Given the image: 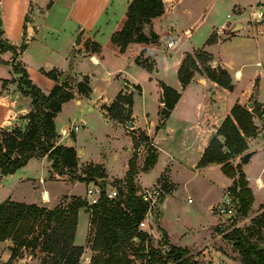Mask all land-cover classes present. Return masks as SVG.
I'll return each mask as SVG.
<instances>
[{"label": "rangeland", "instance_id": "rangeland-1", "mask_svg": "<svg viewBox=\"0 0 264 264\" xmlns=\"http://www.w3.org/2000/svg\"><path fill=\"white\" fill-rule=\"evenodd\" d=\"M128 1L112 0L108 7V15L112 16L113 12L120 15ZM249 4L254 5L255 0H185L182 3L181 10L168 14L164 22H161V29L156 28L155 25L151 27L158 35L156 44H149L150 47L146 52L140 45L134 43L128 44L125 49L124 54L128 59H132L133 63L134 58H139L142 63L150 66V62L153 61L152 70L150 71L137 66V64L135 65V63L130 64L123 58L105 54L99 66H93L89 62L86 64L89 69L88 75L70 73L65 75V73H62L64 74L63 81L67 83L73 97L62 105L61 111L57 113L53 120L56 130L55 142L56 144L60 142L62 145L71 146L76 150V175H82V169L87 164L92 163L102 165L111 177L107 178L106 175L105 179H94L89 182L79 181L71 177L65 178L69 182L58 180L60 178H49L47 176V166L49 165L47 160L32 158L12 176L0 174V197L5 198L10 195L16 201L31 202L36 199L40 200L39 189L46 188L51 197L58 196V203H63L68 201L70 196L62 202V194L85 199L86 188H93V182L103 181L105 189H109L111 186L116 187L118 194L123 199L127 193L124 181L127 160L134 155L136 166L139 168L146 154L148 138L150 143H152V140L148 136L147 142L144 141L141 136L143 130L126 126V120H122L121 123L110 120L105 111L102 110V105H109L118 93L131 92L132 105L127 120L132 122L133 116L138 127H144L145 121H149L151 124L158 125L159 128L154 137V144L157 148L154 165L147 171L141 172L139 176L136 177L135 175L133 179L136 195H139L144 189H151L152 187H156L159 191L155 201L157 211L146 215L145 227L143 228L150 235L152 245L157 247L160 242L165 241L168 243L169 237L172 243L188 250L191 264H239L236 250L230 241L223 239L222 233H220V231L227 232L231 229L230 221L226 220L224 222V217L218 211V208L224 205L227 190L220 188L215 183V179L217 176L221 178L224 176H222L218 166L210 168V175H201L193 170L194 165L185 168L183 164L188 165L196 158V148L205 140V135L193 126L195 118L199 117L204 110L213 111L220 118L230 102H240L249 96L255 98L256 102H254L252 108L247 107V104H244L243 107L251 112H256L252 116V122L257 129H261V132L255 138L256 142L264 144V125L259 117L260 111H264V23L256 25L254 31L248 26L250 17L247 13V7ZM262 4L263 2H261V5H254V18L259 19V14L264 12ZM56 7L61 8L58 5ZM60 12H62V8ZM227 15L230 16L229 19L226 18ZM234 20L244 25L245 28L241 34H247L255 38L258 50L261 52L260 56H256L257 52L251 58L243 56L241 54L240 38L237 41L229 40L231 38L225 41L217 40V35L220 34L217 28L223 22H233ZM212 27L215 29L213 30ZM149 30V25L142 26L144 34L148 35ZM160 33L163 35V41L158 42ZM92 34H94L93 37L96 41L103 42L109 35V31L96 30ZM76 35L72 37L73 43ZM167 41L171 42V46L167 47L165 45ZM250 41H253V39ZM63 42L64 35L59 34L57 43L61 45ZM200 49L207 51L211 56V60L213 56L228 61L229 64L226 70L230 75H232L234 68L243 64L241 66L242 80L234 82V90L227 91L217 85L213 86L211 83L204 87H197L194 82L181 87L177 79L178 65L186 54L195 55L202 52ZM16 55L17 51L16 54L12 53L10 60L5 63L10 65V82H15L18 76L12 78L14 74L12 66L17 62L15 60ZM250 55H252L251 51L247 57ZM72 56L70 55L69 60H72ZM147 56L154 59L150 60V57ZM0 60L3 61L1 56ZM211 60L204 63L209 68L215 67L210 62ZM198 73L202 77L204 76L202 69ZM84 76L87 77L91 89L88 96L78 93L76 88V84L83 81ZM56 82L59 84V79ZM33 83L43 92H47L43 86L40 87L35 82ZM161 83L179 93L177 109L185 114V119H173L170 116L160 118V109L157 105ZM136 84L141 87L139 93L135 90L134 86ZM25 99L27 100V98ZM251 99L250 97L247 103ZM76 100H79V102H75ZM107 101H109L108 104H102L99 107L100 102ZM160 107L162 108L163 104ZM74 125L78 127L76 131L69 132L66 136L57 134H60L59 131L62 128L67 131ZM168 126H171L172 129L168 130ZM210 127L213 126L209 125L208 128ZM133 136L136 137L137 144L132 143L131 138ZM240 157L237 156L231 161L241 163ZM163 169L167 179L162 174L160 184H166L169 181L172 189L161 201L162 191H160L159 185L155 184V181ZM21 176H26L35 181H33V184L29 182L18 184V179ZM40 179L44 181V184L38 182ZM38 206L43 207L39 204ZM253 208L251 206L248 210ZM258 210L253 211L251 215L247 213L249 224L251 219L260 213H257ZM231 212L233 217L235 209ZM237 219L239 218L236 217L234 222ZM87 220V214L80 210L77 215V226L73 241L75 245L90 250L89 244L86 243ZM217 224L219 227L212 230L211 226ZM149 229L154 235L149 233ZM33 230L36 231L37 227ZM215 233L221 234L220 240H216ZM132 241L135 240L132 239ZM12 245L10 240L0 242V260H4L7 250L10 256L9 248ZM91 252L88 256L90 258L95 255L93 251ZM214 253L218 255L217 258L213 257ZM16 255L19 256H15L10 260L8 258L6 264H41V259L44 256L38 250H32L30 247L19 250ZM22 257H28V259L22 262L20 260ZM81 257L80 262L84 263L85 256Z\"/></svg>", "mask_w": 264, "mask_h": 264}, {"label": "trees", "instance_id": "trees-1", "mask_svg": "<svg viewBox=\"0 0 264 264\" xmlns=\"http://www.w3.org/2000/svg\"><path fill=\"white\" fill-rule=\"evenodd\" d=\"M165 16L162 0H130L122 19L109 36L107 46L117 54H124L130 43L138 44L142 49L149 44H156L158 35L151 27L155 25L157 19H163ZM143 25L150 26L148 35L143 33ZM23 48V44L16 49L4 41L0 28V54L5 51L16 54V50L21 51ZM100 48V44L95 41L84 42V50L87 52L99 53ZM201 51L195 55L186 54L181 61L177 70V79L181 87L190 81L194 72L202 69L211 81L222 88L231 90L232 84L228 73L218 66L207 67L204 63L211 60V56ZM133 61L146 70H152L153 61L150 62L151 66L142 63L139 58H134ZM4 63L0 60V64ZM199 63L202 66L198 65ZM12 72L18 75L15 80L17 90L30 98V109L24 116L26 126L23 129L0 128V174H12L24 166L30 158L45 157L50 161V172L56 178L71 177L85 182L105 179L106 174L100 164L89 163L82 169V175H76V150L71 146L55 142L54 117L60 111L61 105L73 97L65 81L61 84L56 82L62 72L56 69L41 70L44 76L54 81L48 93L42 92L30 80L19 62L14 63ZM6 82L2 80L1 85L4 86ZM134 87L137 93L141 91L139 85ZM76 88L78 93L88 96L90 87L86 76L83 77V81L76 84ZM160 90L163 107L159 110V114L163 119L176 103L179 93L162 83ZM131 105V92L118 93L113 102L102 105V110L110 120L121 123L122 120L129 119ZM255 113L239 104H234L229 115L223 119L216 130V134L221 136L223 141L220 142L214 136L197 162V167L210 163L219 164L220 172L232 179L227 191L232 198L235 215L229 218L231 229L227 232L220 231V233L224 240L231 242L238 254L240 264H264V211L253 217L250 224L244 228L235 227L234 219L247 215L253 197L240 163L230 162L233 158L244 154L246 149L244 137L253 136L256 132L257 128L252 122V116ZM157 128L158 126L155 127ZM141 136L147 142L148 136L144 132ZM131 139L133 144L138 143L136 137L133 136ZM156 156V149L148 138L142 165L139 168L136 166L134 155L127 160L124 175L127 193L123 199L118 194L115 199L107 200L102 197L97 203L89 204L85 199L76 196H71L68 201L63 202L66 197H62L63 203L59 202L52 208L41 207L34 203L17 202L9 198L2 200L0 202V241L9 239L13 244L9 248V260L15 256L18 257L19 255L16 254L19 250L30 247L44 254L41 264H133L136 260H139L140 264H191L186 248L168 245V250L161 252L159 247L152 245V239L146 231L137 229L138 223L147 211V204L141 200L140 195H136L133 179L138 172H145L152 167ZM162 174L167 179L165 171ZM161 175L156 179L155 184L159 185L163 198L164 194L170 192L172 185L167 180L166 184H160L163 176ZM97 182L104 189L103 181ZM263 208L264 205L259 209ZM79 209H83L88 216L86 243L95 253L88 263L80 262L83 247L73 243ZM36 227L37 230H33ZM133 238H135L134 242ZM160 244H167V242H160L158 246Z\"/></svg>", "mask_w": 264, "mask_h": 264}, {"label": "crops", "instance_id": "crops-1", "mask_svg": "<svg viewBox=\"0 0 264 264\" xmlns=\"http://www.w3.org/2000/svg\"><path fill=\"white\" fill-rule=\"evenodd\" d=\"M129 1L125 5V8H123L124 10L120 13V15H117L115 12H113L111 16V15H108V7L110 6L112 0H0V21H1L0 28L2 31V39L6 41L9 45L14 46L16 49L19 47V45L21 44L24 45V48L21 51L16 50L17 55L15 57V60L19 62L21 66L26 70L30 80L35 82L40 87L43 86L47 91L44 93H48V91L54 85V82L51 79L44 76L41 73V70L47 71L50 69H56L59 72L65 73V75L69 73L88 75L89 69L87 68L86 64H88L89 62L93 66H99L105 54L107 56L108 54H112L114 56L125 59L130 64L133 63L132 59H128V57L125 54H117L114 50L110 49L107 46V41L109 39V36L116 29L119 21L122 19L124 11ZM162 2L165 8L166 16L163 19H157L155 21L156 28H160V29L162 28L161 22H164L167 15L175 12L176 10H181L182 3L185 2V0H162ZM261 2L264 3V0L263 1L255 0L254 5H260ZM57 5L61 6L62 12H60L61 8L56 7ZM254 5L249 4L247 7V13H248V16L250 17L248 26H250V28L253 31L256 25L258 26L264 23V22H261L260 19L256 17L254 18V10H253V7H255ZM56 9H58L59 11ZM183 10L187 12L185 8H183ZM226 18L229 19L230 16L227 15ZM231 28H233L234 30L231 31L230 33H226V31ZM244 28H245L244 25L241 22L236 21V20H234L233 22H230V21L229 22L226 21V23L223 22L219 26V28H217L218 31L220 32V34L217 35V40L225 41V40H228V38H231L229 40L237 41L238 38H240L241 48H242L241 54L243 56H245L246 58H251L255 52H257L256 56H260L261 52L258 50V44L255 41V38H252L248 36L247 34H241ZM96 30L104 31V32L109 31V35L107 36V38H105L103 42L101 41L98 42L94 39L93 37L94 34H92V33H95ZM59 34L64 35V42L61 43V45L57 43ZM75 34H77L76 36H79L78 44L72 42V37ZM87 39L91 41H95L98 44H100L101 48H100L99 53H90L84 50V42ZM252 39L253 41H250ZM160 41H163L162 33H160L159 35L158 42ZM149 47L150 46H146L144 48L145 52L148 50ZM200 50L205 51L204 49H200ZM250 51L252 52V55L247 57ZM11 54H12L11 51H5L0 56H1V59L5 63H7L11 58L10 57ZM70 55L71 56L73 55L72 60H69ZM147 57H150V60L154 59L151 56H147ZM210 62L213 63L215 67L218 66L224 69L230 77L232 89L231 90H227L225 88L223 89L227 91L234 90L235 88L234 82H239V80H242L241 66L243 64L234 68L232 75H230V73L226 70V67L229 64L228 61H223L219 57L212 56V60ZM5 63L0 64V127L5 128L6 130L11 129L12 127H18L20 129H23L26 126V119L24 118V116L27 114V112L30 109V98L28 96L22 95L17 90L15 82H10V77H11L10 65L5 64ZM203 75L204 76L202 77L200 73L194 72L188 84H191L194 82L197 85V87H200V86L204 87L210 83L213 86L217 85L216 83L211 81L208 77H206L205 74ZM12 78H16V75L13 74ZM2 80H9V81H7L4 86H2L1 85ZM133 84H135V82H133ZM136 85H139V84H136ZM160 92L161 90L159 88V97H160ZM250 97L252 98L251 101H253V103L256 102V99L253 98L252 96L245 97L243 101H240V102H236V103L230 102L229 105L224 110L223 112L224 114L220 118H218L216 113H214L213 111H208V110H204L203 113L199 115V117L195 118V123L193 126H195L201 134L205 135V140L203 143H200L197 146L196 158L192 160L191 163L188 165L183 164V167L189 168L190 165H194L193 170L201 175H208V174L210 175L211 167L218 166V168H220L219 164H215V163H210V164H206L201 167H197V162L203 150L208 145L209 143L208 140L210 141L215 136L220 142L223 141L222 137L216 134V130H217L216 127L218 128L221 122L223 121V119L227 115H229L231 107L234 104H239L241 106H243L244 104L245 105L248 104L249 102L247 103V100ZM25 98H27L28 101ZM109 101L100 102L99 107L102 104H108ZM75 102H79V100H76ZM161 104L162 103L159 102V99H158L157 106L159 107V109H161L160 107ZM177 106H178V103L176 101L172 109L169 111V114L167 115V117L170 116L173 119H182V118L185 119V114L182 111H179V109H177L178 108ZM132 119H133L132 127L134 129L140 128L141 130H143V132L147 134V136H150L153 146L156 149V154H157V148L154 144V137L156 136V133H158L159 128L155 129V127L158 125L154 123L151 124L149 121L147 122L145 121L144 127H138L136 126L134 122L133 116H132ZM209 125H212L213 127L208 128ZM152 129H153V133H152ZM167 129L171 130L172 127L168 126ZM62 130H64V128H62L59 132H61ZM260 132H261V129L258 128L254 136L244 137V141L246 144V152H251L252 154L250 155L246 163L244 162L240 163L241 170L247 182V186L250 189L252 197H253V201L250 205V208L251 206L254 208L248 211V214L250 215L253 214L252 213L253 211L258 210L260 206L264 205V144L260 142H256V138H255V136ZM57 134L60 135L59 133ZM58 144H60V142H58ZM78 153H80V151ZM35 159L47 160V163L49 164L47 166V169H48L47 176L49 174L48 176L49 178L57 179L55 175L51 174L50 172L51 171L50 161L47 158L42 157V158H35ZM28 161L26 163H28ZM230 162L232 164L239 163L237 161L234 163L233 161H230ZM20 168L15 170L12 174L19 171ZM104 172L108 176L107 178L111 177L109 176V174L106 172L105 169H104ZM140 173L141 172H138L136 174V177L139 176ZM162 173H164V169L159 175H161ZM12 174H8V175L12 176ZM222 176L224 175L222 174ZM58 180L68 181L65 179V177H61ZM33 181L35 180L28 178L26 176H21L18 179V184L19 183L24 184L25 182H29L30 184H33ZM38 182L40 184H44V181L41 179ZM231 182H232V179L225 177V176L222 178L217 176L215 179V183H217V185H219L220 188L225 189V190H227V188L231 185ZM168 193L164 194L161 201L165 198V196ZM39 194H40V200L36 199V200H32L31 202H23V201H17V202H23L26 204H31V203H34L37 205L39 204L46 208H52L54 205L58 203L57 201L58 196H56L55 198L51 197L50 194L47 192L46 188H40ZM68 196L71 197L72 195L62 194L61 198L68 197ZM6 198L16 201L12 199L11 196L9 195L5 198L0 197V202L1 200H4ZM80 210H83V209H79L77 212V215ZM155 210H157V207ZM262 210H264V208L259 209L257 213L261 212ZM229 218L230 216L224 217V220H225L224 222H226V220H229ZM248 224H249V217H247L246 215L245 217H242L236 220L235 227L243 228L247 226ZM215 227H219V225L217 224L216 226H211L212 230ZM87 231H88V220H87ZM149 233L153 234L151 229H149ZM220 235L221 234L215 233L216 240H220ZM6 240H9V239H6ZM168 240L169 241L167 245L177 246L175 243H172L169 237H168ZM4 241H0V242H4ZM73 243L75 244L74 241ZM178 247H182V246H178ZM91 253H92L91 250H86L85 248L83 249L82 257L85 256L84 257L85 259ZM217 256H218L217 254L215 253L213 254V257L217 258ZM8 258H9V252L7 250L5 254V258L4 260H0V264H6V262L8 261Z\"/></svg>", "mask_w": 264, "mask_h": 264}, {"label": "built area", "instance_id": "built-area-1", "mask_svg": "<svg viewBox=\"0 0 264 264\" xmlns=\"http://www.w3.org/2000/svg\"><path fill=\"white\" fill-rule=\"evenodd\" d=\"M261 5V4H260ZM262 6H264V3L262 4ZM264 17V12H262L261 14H259V19H262ZM166 46L169 47L171 46V42H167ZM259 117H260V121L261 123L264 125V111H260L259 113ZM78 129V127L76 125H74L72 128H69L67 131L66 130H62L60 132L61 136H66L67 134H69V132H74ZM227 192V196H225L224 198V205H221L218 208V211L220 214H222L223 217L226 216H231L232 215V210H234V204L232 201V198L230 197V194L228 191ZM140 198L142 201H144L147 204V211L144 214L143 219L138 223L137 225V229L138 230H143V228L145 227V218L147 214L150 213H156V205H155V201L159 195V191L156 187H152L151 189H144L141 193H139ZM118 196V189L114 186H111L109 189H102L99 185V182L94 183L93 182V188H86L85 190V200L89 203V204H95L97 203L102 197L107 199V200H112L115 199ZM144 231V230H143ZM133 240H135V238H133ZM159 247L161 252H165L168 250V245L167 244H160ZM29 257V256H28ZM28 257H22L20 258V260L22 262H25ZM90 260L89 257H86L85 260L83 261L84 263H88ZM133 264H140L139 260H136Z\"/></svg>", "mask_w": 264, "mask_h": 264}, {"label": "water", "instance_id": "water-1", "mask_svg": "<svg viewBox=\"0 0 264 264\" xmlns=\"http://www.w3.org/2000/svg\"><path fill=\"white\" fill-rule=\"evenodd\" d=\"M260 21H261V22H264V17H263L262 19H260ZM233 30H234L233 28L228 29V30L226 31V33H230V32L233 31ZM78 42H79V41H78V36H76L75 39H74V43L78 44ZM63 78H64V74H61V76H60V78H59V84L62 83ZM159 102L162 103V98H161V97H159ZM252 106H253V101H250V102L247 104V107L252 108ZM125 125L128 126V127L133 126L132 122L129 121V120H126ZM78 152H79V151H78ZM251 154H252L251 152H245V153L241 156V161L244 162V163H246V162L248 161V158L250 157ZM48 176H49V174H48Z\"/></svg>", "mask_w": 264, "mask_h": 264}, {"label": "bare ground", "instance_id": "bare-ground-1", "mask_svg": "<svg viewBox=\"0 0 264 264\" xmlns=\"http://www.w3.org/2000/svg\"><path fill=\"white\" fill-rule=\"evenodd\" d=\"M45 195V194H44ZM46 197V196H45Z\"/></svg>", "mask_w": 264, "mask_h": 264}]
</instances>
